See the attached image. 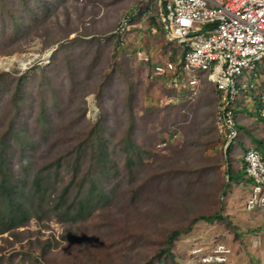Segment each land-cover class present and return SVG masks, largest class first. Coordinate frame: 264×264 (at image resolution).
<instances>
[{
	"label": "rangeland",
	"instance_id": "1",
	"mask_svg": "<svg viewBox=\"0 0 264 264\" xmlns=\"http://www.w3.org/2000/svg\"><path fill=\"white\" fill-rule=\"evenodd\" d=\"M21 1L0 0V63H18L0 67V137L21 78L26 106L20 108L23 119L18 123H28L33 140L40 134L35 125L37 102L51 105L56 99L60 106L59 115H52L55 128L31 158L36 167L82 141L85 131L78 122L70 123L72 119L95 122L102 115L112 134L118 174L106 183L111 202L86 222L65 225L53 218L31 219L25 227L0 234V264H157L155 255L166 247L172 226L186 228L193 218L216 210L229 225H194L175 242L177 259L203 264L199 251L210 253L219 244L230 251L227 264H264V206L249 208L252 180L236 188L228 181L230 159L221 150L214 88L199 87L195 95L183 88L193 103L169 107L168 80L152 73L151 65L172 51L164 33L148 23L152 8L131 24L130 31L121 30L119 41L115 33L120 24L136 17L144 0H23L27 8ZM10 13L22 17L20 32L12 30ZM29 13L34 16L29 18ZM138 52L146 54L148 63ZM243 93L233 105L235 119L253 123L256 117L241 109ZM128 131L143 151L132 178L125 170L124 154L118 153ZM257 131L264 138V121ZM251 143L264 154V141ZM232 146L239 154L251 147L247 140H235ZM8 158L17 173L18 150ZM60 177L56 184L62 187L68 176Z\"/></svg>",
	"mask_w": 264,
	"mask_h": 264
},
{
	"label": "trees",
	"instance_id": "2",
	"mask_svg": "<svg viewBox=\"0 0 264 264\" xmlns=\"http://www.w3.org/2000/svg\"><path fill=\"white\" fill-rule=\"evenodd\" d=\"M21 5L22 8H27V4L23 0ZM28 6L29 8L31 7L30 4ZM151 8L152 13H150L148 23L159 28L164 33L161 24L157 21V7L154 0H144L142 7L136 13V17L131 16L129 23L132 24L138 20ZM26 16L30 18L34 14L29 13ZM10 18L12 20V30L20 32L24 27L22 17H15L14 13H10ZM119 33L118 29L115 34L118 40L121 41L124 35ZM168 44L172 48L168 58L173 59V55L182 54V47L177 46L173 42H168ZM254 73L258 79L257 82H260L261 86H263L264 62L255 66ZM20 79H18L16 88H14L11 95L12 105L9 108L11 115H9L8 124L5 128L6 132L4 131L3 137H0V234L11 233L18 228L25 227L31 219L41 221L44 218H53L65 225L86 222L94 212L106 207L113 198L106 185L118 174L115 150L110 147V136L112 134L105 129V119L102 115L98 116L95 122H80L79 119L81 117L77 118L76 121L72 119L70 123L78 122L80 130L85 131L82 141L77 145L71 146V148L65 149L63 154H60L57 159H52L49 163H45L39 168L36 167L31 158L40 143L42 144V141L48 140L49 135L55 128L52 124L54 120L52 115H59L58 109L60 106L56 99L51 100V105H47L48 101L45 100L37 102L35 125L36 128L40 129V138L33 140L31 137L33 135L28 132V123H18L20 118L23 119V111L19 112L20 108L26 106L23 105L22 99L25 81ZM247 79L250 82L256 80L251 72L248 73ZM205 85H211L217 97L214 85L203 79L201 88ZM250 92L253 93V91ZM168 93L172 95H169L171 99V103L167 105L169 107H174L178 104L182 108L193 103L183 89H170ZM248 93L249 91L244 92L243 98L248 97ZM251 95L256 99L254 94ZM177 101L179 103H175ZM242 102L243 99H240L241 104ZM101 114L105 115L104 112ZM252 116L256 117V121L253 123H243L241 119H235L236 136L228 144V139L218 131L219 137L224 143V149L222 148L221 150L225 151L230 159L226 163L227 169L225 173L233 187H237L239 184H246L247 181L251 182V179L246 174V163L244 161V154L248 148H244L243 154H239L233 150V142L239 140L244 143L247 140L250 142V146H254L251 143L252 139H256L260 143L264 141V138L257 131V124L264 121V119L260 115ZM238 126L242 128L238 129ZM243 136L245 137L244 140L242 139ZM16 149L18 150L19 160V171L17 173L11 168L8 158L9 154H12L13 150ZM119 150L118 153L124 154L125 170L132 178L137 168L142 164L143 151L133 140L129 131L126 133L122 143L119 144ZM63 166L64 170H62ZM60 174L63 177H60ZM65 176H68V180L60 187L56 184L57 180L59 177L64 178ZM225 219L222 213L216 210L214 213L193 218L186 228H173L172 226L167 234L166 247L159 249L155 255L156 263L182 264L177 259V254L173 251L174 244L179 237L190 233L193 226L199 223L211 226L221 225L222 223L229 225L228 222V224L225 222ZM218 243L220 242L214 244ZM199 253L201 255L200 260L208 254L201 251ZM151 263L148 262V264Z\"/></svg>",
	"mask_w": 264,
	"mask_h": 264
},
{
	"label": "built area",
	"instance_id": "3",
	"mask_svg": "<svg viewBox=\"0 0 264 264\" xmlns=\"http://www.w3.org/2000/svg\"><path fill=\"white\" fill-rule=\"evenodd\" d=\"M154 1L165 40L182 47V54L154 63L152 73L167 78L169 89L186 88L191 95L199 93L203 79L212 83L218 97L217 128L228 143L236 136L233 105L240 92H257L259 115L264 119V85L254 82L258 80L255 66L264 62V0ZM124 29L130 31L129 20L120 24L119 32ZM138 56L148 63L146 54L138 52ZM245 72L253 73L256 80L245 81ZM244 161L253 182L249 208L264 206L263 155L248 148ZM224 248L218 244L201 258L202 263L227 264L230 251Z\"/></svg>",
	"mask_w": 264,
	"mask_h": 264
},
{
	"label": "crops",
	"instance_id": "4",
	"mask_svg": "<svg viewBox=\"0 0 264 264\" xmlns=\"http://www.w3.org/2000/svg\"><path fill=\"white\" fill-rule=\"evenodd\" d=\"M256 82L257 85L261 86L262 84L260 82ZM259 88L257 87L256 90H258ZM251 94H254L256 99L251 95ZM247 95H249L248 97L244 98L242 104H243V114H246L247 116H252V115H258L259 116V111H260V102L258 100V96H257V92L256 91H253L252 92H249ZM253 117V116H252ZM240 119H242L240 117ZM247 148H256L254 146H251V147H247ZM262 153V152H261ZM263 155V159H264V154Z\"/></svg>",
	"mask_w": 264,
	"mask_h": 264
},
{
	"label": "bare ground",
	"instance_id": "5",
	"mask_svg": "<svg viewBox=\"0 0 264 264\" xmlns=\"http://www.w3.org/2000/svg\"><path fill=\"white\" fill-rule=\"evenodd\" d=\"M14 62H16V60L15 59H11V60H7V62H5V63H0V67L1 68H7V67H10L11 65H13V63ZM17 63V62H16ZM18 64V63H17ZM20 66H21V68H25V66H26V64L24 63V62H20Z\"/></svg>",
	"mask_w": 264,
	"mask_h": 264
}]
</instances>
